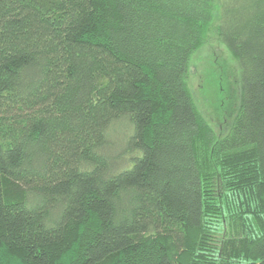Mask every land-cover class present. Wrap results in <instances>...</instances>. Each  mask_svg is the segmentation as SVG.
<instances>
[{
	"label": "trees",
	"instance_id": "obj_1",
	"mask_svg": "<svg viewBox=\"0 0 264 264\" xmlns=\"http://www.w3.org/2000/svg\"><path fill=\"white\" fill-rule=\"evenodd\" d=\"M215 22L220 137L189 89ZM0 264H264V0H0Z\"/></svg>",
	"mask_w": 264,
	"mask_h": 264
},
{
	"label": "rangeland",
	"instance_id": "obj_2",
	"mask_svg": "<svg viewBox=\"0 0 264 264\" xmlns=\"http://www.w3.org/2000/svg\"><path fill=\"white\" fill-rule=\"evenodd\" d=\"M216 28L217 22L191 57L189 89L202 118L220 137L228 132L239 109L240 70L217 38Z\"/></svg>",
	"mask_w": 264,
	"mask_h": 264
}]
</instances>
